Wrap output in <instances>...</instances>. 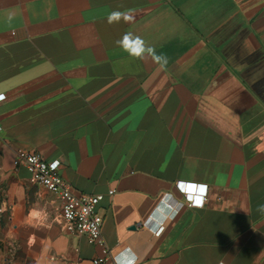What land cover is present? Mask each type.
<instances>
[{
    "label": "crops",
    "instance_id": "1",
    "mask_svg": "<svg viewBox=\"0 0 264 264\" xmlns=\"http://www.w3.org/2000/svg\"><path fill=\"white\" fill-rule=\"evenodd\" d=\"M125 33L167 63L130 57ZM0 96V264L103 256L18 149L104 194V264H264V0H0ZM178 181L207 184L205 204Z\"/></svg>",
    "mask_w": 264,
    "mask_h": 264
},
{
    "label": "built area",
    "instance_id": "2",
    "mask_svg": "<svg viewBox=\"0 0 264 264\" xmlns=\"http://www.w3.org/2000/svg\"><path fill=\"white\" fill-rule=\"evenodd\" d=\"M13 165L25 167L31 183L43 186L57 196L61 203L64 229L69 233L86 235L90 243L100 245L103 256L94 258L93 263L104 264L111 255L102 235L103 215L98 209L104 194L76 193L60 173L62 161H48L35 151L18 149ZM177 188L184 195L188 206H203L208 199L207 184L178 181ZM114 192L115 189L109 190L110 195Z\"/></svg>",
    "mask_w": 264,
    "mask_h": 264
},
{
    "label": "clouds",
    "instance_id": "3",
    "mask_svg": "<svg viewBox=\"0 0 264 264\" xmlns=\"http://www.w3.org/2000/svg\"><path fill=\"white\" fill-rule=\"evenodd\" d=\"M134 16L132 15V11H112L108 14L107 20L109 23H119L121 20L124 22L133 21ZM117 45L122 48L124 52H126L130 57L134 59H144L145 56H150L154 61L160 64L167 63V57L161 54H157L155 49L146 44L140 36H135L132 33H125L123 37L116 41ZM264 211V208H261ZM30 216L35 218L36 220H40L41 218L47 219V212L43 210H37L33 208L30 213ZM50 226V225H49ZM8 239L12 242L10 245L15 250L14 242L16 240V234L13 232L8 233Z\"/></svg>",
    "mask_w": 264,
    "mask_h": 264
},
{
    "label": "snow or ice",
    "instance_id": "4",
    "mask_svg": "<svg viewBox=\"0 0 264 264\" xmlns=\"http://www.w3.org/2000/svg\"><path fill=\"white\" fill-rule=\"evenodd\" d=\"M0 99H2V97H0Z\"/></svg>",
    "mask_w": 264,
    "mask_h": 264
}]
</instances>
